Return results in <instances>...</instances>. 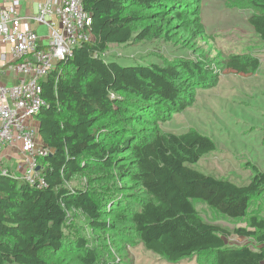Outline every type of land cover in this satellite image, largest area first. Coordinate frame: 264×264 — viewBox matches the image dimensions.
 I'll use <instances>...</instances> for the list:
<instances>
[{
	"label": "trees",
	"instance_id": "obj_1",
	"mask_svg": "<svg viewBox=\"0 0 264 264\" xmlns=\"http://www.w3.org/2000/svg\"><path fill=\"white\" fill-rule=\"evenodd\" d=\"M250 2L255 12L249 22L264 44V0ZM191 4L84 0L93 41L76 48L41 82L47 107L35 122L50 151L38 159L45 186L0 174V264H62L57 256L67 249L80 264H106L85 240L74 243L65 236L70 212L85 216L93 232L110 236L113 243H141L169 263L205 256L210 264H264V218L250 216L252 205L264 199V171L254 167L255 174L243 184L207 175L190 165L215 151V143L192 129L175 134L159 127L192 107L198 90L217 85L215 58H163L162 64L149 66L104 59L110 45L167 41L177 25L191 23L188 34L203 35ZM227 56L219 61L223 71L229 61L249 74L262 64L252 53ZM91 173L93 180L113 176L123 184L97 191L71 186ZM193 199L232 219L249 217L248 226L207 223ZM232 235L253 238L258 248L232 246L227 242Z\"/></svg>",
	"mask_w": 264,
	"mask_h": 264
},
{
	"label": "rangeland",
	"instance_id": "obj_2",
	"mask_svg": "<svg viewBox=\"0 0 264 264\" xmlns=\"http://www.w3.org/2000/svg\"><path fill=\"white\" fill-rule=\"evenodd\" d=\"M189 1L192 2V13L195 10L199 12L203 35L196 38L193 34H188V28L193 25L191 23L177 25L169 32L167 41L155 39L127 45H110L104 59L118 62L122 66H149L162 64L163 58L197 61L208 54L213 56L215 59L211 66L218 76L217 85L198 90L192 107L175 114L169 121L160 123L159 127L162 132L175 134L192 129L211 139L216 150L190 166L207 175L243 184L255 174L254 167L264 171V44L260 43L249 22L255 9L251 0ZM237 53H252L259 57L262 63L259 70L255 74H249L241 65L229 61L223 71L219 61H225L227 55ZM34 128L36 139L42 145L37 122H34ZM8 150L9 146L1 149L0 174L23 181L22 178L29 176L30 170L19 163L20 159L14 157L13 150L11 153ZM36 172L41 179H35L34 187L43 188L42 183L45 181L40 175L39 163ZM93 175H83L75 179L71 186L91 187L97 191L102 187L115 189L116 185L123 184L120 177L108 176L105 180L98 181L100 176L93 180ZM23 182L31 185L29 181ZM102 195L99 194V198ZM191 202L207 223L226 229L248 226L249 217L232 219L203 200L193 199ZM108 206L110 208V204ZM251 215L264 218V199L252 205ZM63 229L70 241L75 243L76 239L85 240L88 247L97 250L100 260L106 264H210L209 258L205 256L169 263L146 250L141 243L125 245L118 240L113 243L110 236L93 232L87 218L77 212L69 213ZM227 242L232 246L249 245L258 248L253 238L232 235ZM64 252L57 256L62 264H80L72 256L73 250L67 249Z\"/></svg>",
	"mask_w": 264,
	"mask_h": 264
},
{
	"label": "built area",
	"instance_id": "obj_3",
	"mask_svg": "<svg viewBox=\"0 0 264 264\" xmlns=\"http://www.w3.org/2000/svg\"><path fill=\"white\" fill-rule=\"evenodd\" d=\"M20 7L13 0L0 10V152L4 146L17 150L19 163L30 170L22 180L34 186L41 179L38 159L50 154L39 145L34 128L36 116L47 107L41 82L76 48L93 41L92 16L84 0H44L37 3L36 14L26 16ZM32 24L47 28L45 44Z\"/></svg>",
	"mask_w": 264,
	"mask_h": 264
},
{
	"label": "crops",
	"instance_id": "obj_4",
	"mask_svg": "<svg viewBox=\"0 0 264 264\" xmlns=\"http://www.w3.org/2000/svg\"><path fill=\"white\" fill-rule=\"evenodd\" d=\"M13 0H0V10L4 9V8H8ZM21 3V7L19 9V12L22 16H26V15H33L37 13V3L38 2H42L44 0H19ZM33 29L35 30V32L40 35L41 37V43H46V37L48 35V30L45 26H41V25H36V24H32ZM6 49V48H3ZM14 151L15 154L14 157L18 156V151L15 149H9V153H11V151Z\"/></svg>",
	"mask_w": 264,
	"mask_h": 264
}]
</instances>
